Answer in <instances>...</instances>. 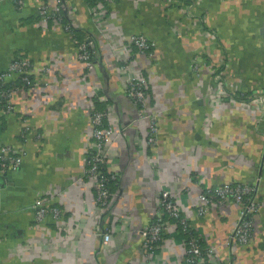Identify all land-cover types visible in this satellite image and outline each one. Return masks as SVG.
<instances>
[{"label":"crops","instance_id":"crops-1","mask_svg":"<svg viewBox=\"0 0 264 264\" xmlns=\"http://www.w3.org/2000/svg\"><path fill=\"white\" fill-rule=\"evenodd\" d=\"M38 4L0 0V71L18 56L36 63L15 109H0V160L3 145L26 150L16 168L0 161V264H185V237L175 227L144 255L141 231L157 215L164 188L181 194L194 233L222 242L241 205L214 203L199 213L196 175L207 187L255 184L264 198V0H112L100 22L86 0H68L73 23L96 37L101 62L91 71L82 67L75 34L57 21L43 25ZM137 34L155 44L145 68L159 120L150 144L139 142L148 124L121 70ZM140 63L135 58L130 70ZM93 94L127 126L110 147L108 166L120 175L104 213L79 181ZM51 191L68 208L61 226L35 221V199ZM255 225L248 244L232 246L237 264H264V206ZM102 231L112 233L110 243ZM230 250L221 248L227 260Z\"/></svg>","mask_w":264,"mask_h":264},{"label":"built area","instance_id":"built-area-1","mask_svg":"<svg viewBox=\"0 0 264 264\" xmlns=\"http://www.w3.org/2000/svg\"><path fill=\"white\" fill-rule=\"evenodd\" d=\"M26 0H16L22 6ZM112 0H97L92 4L91 11L95 19L100 22L108 11ZM38 18L43 25L51 21H57L70 31L72 27L77 28L71 19L68 0H38ZM67 20V21H65ZM88 32V31H87ZM92 34L86 33L84 41L79 42V59L85 70L91 71L100 60V53ZM154 42L144 34H137L130 39L127 47L128 56L121 65V70L127 75L126 90L128 96L136 105L138 118L145 120L148 124L145 139L139 142L150 144L157 138L159 132L158 110L152 105L151 81L145 68L154 55ZM135 58L141 63L136 69L130 70ZM195 65L199 67L200 61L197 57ZM36 63L28 56H18L11 61L8 69L0 71V109L10 113L15 109L14 98L23 88L29 86L35 75ZM48 70L49 67L41 68ZM6 83H9L6 85ZM97 95H92L89 101L92 131L90 144L86 149L85 171L80 178L82 185H88L94 190L95 201L102 213L111 205L115 197L112 181H117L120 172L110 169L108 166L109 151L116 136L127 129L122 126L119 119L113 116V110L107 106L102 110L96 106ZM28 124L25 130L29 129ZM125 129V130H124ZM41 136V134H39ZM26 154L25 148L12 145L1 147V164L4 169L18 167ZM86 179V180H85ZM196 181L201 186L199 191V213L204 214L209 206L214 203L225 205L231 200L241 205L240 217L230 229L226 238L220 241L206 242L193 232L189 217L184 213L181 194L168 188H164L158 202L157 215L141 231L143 236L144 255L150 258L154 250L165 240L172 227L184 235L185 264H237L233 256L235 244L246 245L250 242L256 231V214L264 206V198L258 197V186L251 183L226 182L215 187H207L202 178L196 175ZM60 192H44L35 199L33 207L35 221L38 225L44 224L48 218L58 226L64 223L68 208L63 203ZM104 243H110L112 233L102 231ZM231 246L226 255L222 254L221 248Z\"/></svg>","mask_w":264,"mask_h":264},{"label":"trees","instance_id":"trees-1","mask_svg":"<svg viewBox=\"0 0 264 264\" xmlns=\"http://www.w3.org/2000/svg\"><path fill=\"white\" fill-rule=\"evenodd\" d=\"M90 5L92 4H96L97 0H86ZM67 21V20H65ZM68 22V21H67ZM71 32H73L75 34V36L77 37L78 41L79 42H82L84 41V38L86 36V33H85V30L81 29V28H75V27H72ZM15 59V58H14ZM9 83H6V85H8ZM1 89V87H0ZM96 106L99 108V109H102V110H105L107 109V105H106V102H103L101 100H99L98 98H96ZM115 181H112L111 182V187L114 189L115 186ZM186 234V233H185ZM184 234V235H185Z\"/></svg>","mask_w":264,"mask_h":264}]
</instances>
